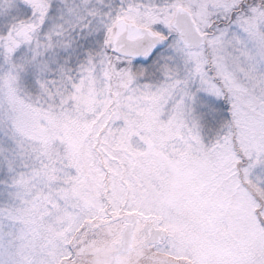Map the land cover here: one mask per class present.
<instances>
[{"label": "snow or ice", "instance_id": "snow-or-ice-1", "mask_svg": "<svg viewBox=\"0 0 264 264\" xmlns=\"http://www.w3.org/2000/svg\"><path fill=\"white\" fill-rule=\"evenodd\" d=\"M0 264H264V0H0Z\"/></svg>", "mask_w": 264, "mask_h": 264}]
</instances>
